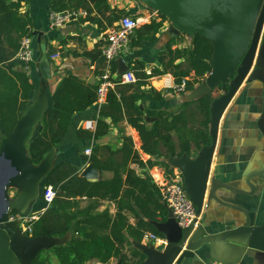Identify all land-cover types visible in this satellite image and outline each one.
Instances as JSON below:
<instances>
[{
    "label": "crops",
    "instance_id": "1",
    "mask_svg": "<svg viewBox=\"0 0 264 264\" xmlns=\"http://www.w3.org/2000/svg\"><path fill=\"white\" fill-rule=\"evenodd\" d=\"M6 1L20 2L21 11L33 20L31 27L33 34L44 33L47 46L53 51L49 54V59L53 54L59 55L57 60H50V72L48 76H44L36 64V37H31L34 40L35 63L28 68L24 64L17 68L29 76L33 85L27 108L21 115V118L29 116V125H32L29 129L27 150L30 142L41 132L44 113L53 106L54 94L65 77L74 76L87 84L94 79L89 85L99 86L104 70V61L100 66V60L103 57L102 48L106 44L107 29L124 16L139 20V27L148 25L152 21H163V27L157 34L155 42L143 40L139 46L130 45L129 51L122 55L121 58L125 60L128 68L133 61L138 60L146 64L150 73L155 67L159 68L160 53L164 52L169 44L172 43L173 50L190 49L193 36L200 34L216 44L211 60L215 69L205 77L202 84H197L192 92L186 91L181 95L174 92L175 81L171 74L149 79L148 85L142 90L144 97L138 101L145 122L151 127L154 116L160 112L169 114L171 118L182 115L187 102L191 104L188 112L197 114L198 100L211 93L215 100L211 109L210 132L212 142L215 140V144L210 159V180L215 177L224 184L249 191L245 177L250 172L264 167V133L258 125L264 115V100L263 97H257L252 91L246 90V81L228 99L230 88L224 89V83L221 81L224 75L223 59L226 55L219 39L224 38L233 27V21L227 11V4L231 0H82L81 7L87 8L90 11L87 10L89 19L95 20L81 19L57 29L49 28V17L54 11L53 0ZM263 7L264 0H241L232 7L231 10L240 19L239 34L247 33L251 36L255 33ZM238 40V36L233 39L234 43ZM263 43L264 21L255 62ZM183 61L182 59L178 63ZM193 77L194 73L188 79ZM101 107L95 103L86 111L75 114L64 141L47 154L40 165L35 166L30 162L34 168L42 166L45 168V173L39 181L31 182L21 188L9 187L8 199L10 203H14V211L11 215L37 216L39 219L47 210L44 192L47 189L45 182L48 173L58 165L66 164L78 169L82 177L83 171L91 164L99 177L89 181L110 182L114 180L115 175H120L121 196L116 201L82 198L79 200V209L83 210L92 205L93 215L106 213L111 221L114 222L116 219L121 225V234L131 241L132 247L146 255L147 258L142 264H220L211 256L209 244L193 249L196 246L188 241L174 256L175 249L167 243L164 236H159L161 239L159 242L146 240V235L152 232L144 233L142 223V221L146 222V216L141 205L145 204L147 193H155V195L157 193L159 201L163 203L154 178L172 179L179 176L187 192L194 193L193 188L190 187L192 177L189 175L201 169V163L208 157L212 142L209 147H203L201 150L192 145L189 154L175 158L168 156L167 149L160 145L158 148L160 156L157 158L144 151L141 135L128 122L125 112L118 121L104 119L108 130L99 138L86 140L79 137V131L85 130L83 126L86 121L98 120ZM6 137V134H3L2 140ZM90 146L93 152L91 157H88L84 151ZM27 158L29 159V153ZM161 162H164L165 166ZM252 182L255 185L253 196L239 195L226 190L219 191V196L224 201L249 211L252 226L261 228L264 226V175L256 177ZM207 198L208 193L203 206L199 209L201 219L195 227V232L199 231L200 226L207 224L209 226L207 235H219V233L222 235L243 225L242 214L215 204L208 209ZM163 205L166 209V205L164 203ZM166 221H163L161 216L157 221L149 220L151 225L152 222ZM11 227L17 226L13 224ZM141 233H144V237L142 241H138ZM71 236L72 233L64 238H35L24 234L20 229L19 235H5V243L0 244V264H37L35 258L39 254L51 253L55 246L66 244ZM231 241L240 240L233 238ZM245 250L242 248L245 254L241 260H236L235 254H232L230 260L236 261L237 264H264L263 252ZM44 264H59V262L57 257L51 255L49 261ZM87 264H119V262L113 258L108 263L91 260Z\"/></svg>",
    "mask_w": 264,
    "mask_h": 264
},
{
    "label": "trees",
    "instance_id": "2",
    "mask_svg": "<svg viewBox=\"0 0 264 264\" xmlns=\"http://www.w3.org/2000/svg\"><path fill=\"white\" fill-rule=\"evenodd\" d=\"M69 1L53 0V10L63 12L85 8L81 7L82 0H74V3ZM21 7L20 2L0 0V143L3 134L9 136L15 130L33 91L29 76L17 69L22 65L17 58L22 40L34 37L31 30L33 20L21 11ZM162 27L163 21H152L139 27L131 37V47L141 45L143 40L155 42ZM48 52L52 54V48H48ZM213 55V43L195 34L190 49L173 50L172 43L169 44L160 53L159 68L155 67L150 73L144 62L133 61L129 69L136 77V83L121 84L113 79L115 88L109 91L100 109L96 132L80 130L79 137L86 140L99 138L108 130L104 119L118 121L125 112L128 122L141 135L144 151L157 158L160 156V145L167 149L168 156L172 158L189 154L192 145L198 150L209 147L212 142L211 109L215 100L211 93L198 100L197 114L188 112L191 104L187 102L184 114L171 118L169 114L160 112L152 118L154 123L151 127L145 122L138 101L144 97L142 90L148 85V80L165 74L173 76L175 85L186 80V91L192 92L197 84H202L205 77L212 73ZM182 59L184 61L178 63ZM103 61L102 57L100 66ZM113 73H118L117 63L113 66ZM192 73L194 77L189 80ZM97 89V85H89L74 76L65 77L60 82L54 94L53 106L44 113L42 130L28 146L29 159L33 165H40L45 156L64 141L75 114L86 111L97 102ZM45 184L46 188L53 187L57 196L53 205L32 224V231L28 234L35 238H64L71 233L72 236L66 244L55 246L51 253L39 254L35 258L37 264L49 261L51 255L57 257L59 264H87L91 260L108 263L113 258L119 264L145 262L146 255L132 247L131 241L121 234V225L116 219L111 221L106 213L93 215L92 205L79 209V200L82 198L118 200L122 192L120 175H115L110 182H92L80 177L78 169L73 166L61 164L48 173ZM141 207L146 216V222L142 221L144 233L162 236L149 222L157 221L159 216L166 221L167 211L157 193H147L146 202ZM144 233L139 235L138 241H142Z\"/></svg>",
    "mask_w": 264,
    "mask_h": 264
},
{
    "label": "water",
    "instance_id": "3",
    "mask_svg": "<svg viewBox=\"0 0 264 264\" xmlns=\"http://www.w3.org/2000/svg\"><path fill=\"white\" fill-rule=\"evenodd\" d=\"M240 1L241 0H231L227 4L228 15L233 21V27L224 38L220 37L219 39L226 55L223 59L224 75L222 76L221 81L224 83V89L227 87L230 88L228 99L246 81V90L252 91L257 97H263L264 100V43L262 44L259 57L255 62L262 24L264 21V7L260 13L255 33L251 36L247 33L245 35L239 34L241 26L240 19L231 9ZM33 35L36 37L37 43L36 64L41 69L44 76H48L51 69V63L49 59L47 41L44 38V33L42 32H35ZM235 36H238L239 40L234 43L233 39ZM214 44L215 43H213L215 52L216 44ZM117 64L120 74L129 70L128 65L125 63L123 58L120 57L117 59ZM214 69L215 65H213V70ZM93 81L94 79H91L89 84H92ZM29 121V116L21 118L13 133L7 136L4 140H1L0 143V244L5 243V235L15 236L20 233L19 223L9 220L11 212L14 211V203H10L8 199L9 187H24L29 185L31 182L39 181L45 173L44 166L34 168L27 158L28 150L26 145L28 144L29 139V129L32 126L29 125ZM258 125L264 133V115L262 119L259 120ZM214 144L215 140L212 142L208 157L201 163V169L196 171V173L194 172L191 174L192 176L189 175V177H192L190 187L194 190V193H189L190 197L198 208L197 211L200 215L199 209L203 206L206 193H208V209L215 204L240 213L244 216L243 225L225 234L221 235V233H219V235L212 234L211 236L207 235L209 234V226L207 224L200 226L198 229L199 231L197 230L198 232H195V225H192L188 230H184L179 225L172 210L168 206H166L168 211V220L162 223L152 222V225L162 236L165 237L167 243L174 247V256L184 247L186 242L189 241L190 243H193V246H196L193 249H198L204 244H209L211 256L217 263L237 264L236 261L230 260V257L232 254H235L237 256L236 260H241L245 254H243L242 248L248 251H259L264 253V226L261 228H254L252 226L249 211L243 207L224 201L219 196V191L226 190L239 195L253 196L255 194V185L252 180L256 177L264 175V167H261L258 171L250 172L245 177V182L249 191L240 190L234 186L224 184L215 177L210 180L209 168ZM81 176L87 180H96L99 177L94 166L91 164L83 171ZM13 224L17 227H11ZM233 238L240 241H235V243L234 241H231ZM159 255L162 256L161 254Z\"/></svg>",
    "mask_w": 264,
    "mask_h": 264
},
{
    "label": "built area",
    "instance_id": "4",
    "mask_svg": "<svg viewBox=\"0 0 264 264\" xmlns=\"http://www.w3.org/2000/svg\"><path fill=\"white\" fill-rule=\"evenodd\" d=\"M89 12L86 9H70L63 12L53 11L49 17V28L57 29L65 27L69 24L86 19ZM139 27V20L124 16L119 21L115 22L106 32V44L102 48V56L104 59V70L101 75V82L97 89V104L104 105L107 95L111 89L114 88L117 79L121 84H133L137 79L134 74L127 71L123 74L113 73V66L117 63V59L122 57L124 53L129 51L130 40L134 32ZM17 58L28 68L31 64L35 63V48L34 40L31 37H26L21 42ZM59 55L53 54L50 56L51 61H55ZM170 88L172 86L168 85ZM176 94L181 95L186 92V80H183L180 85L173 87ZM97 121L89 120L84 123V129L90 132H95ZM93 152L92 147L85 149L86 156L91 157ZM159 187L160 199L168 206L179 225L188 230L192 225L200 222L201 214H198L197 207L193 203L189 193L185 189L182 179L176 176L172 179L154 178ZM57 196V191L53 187H48L44 192V201L47 209L50 208ZM10 221L18 222L21 231L28 234L32 231V224L38 220L37 216H18L10 215ZM146 240L159 242L161 239L158 235L150 233L146 235ZM216 264V263H215Z\"/></svg>",
    "mask_w": 264,
    "mask_h": 264
}]
</instances>
